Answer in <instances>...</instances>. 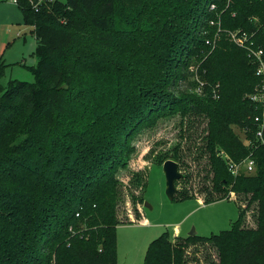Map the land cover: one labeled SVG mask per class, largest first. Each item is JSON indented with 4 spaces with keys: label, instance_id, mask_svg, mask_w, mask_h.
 Here are the masks:
<instances>
[{
    "label": "trees",
    "instance_id": "obj_1",
    "mask_svg": "<svg viewBox=\"0 0 264 264\" xmlns=\"http://www.w3.org/2000/svg\"><path fill=\"white\" fill-rule=\"evenodd\" d=\"M212 2L220 25L210 24ZM16 3L34 27L38 61L27 66L33 82L3 85L0 59V264H118L115 173L127 166L131 136L168 110L204 122V204L238 193L239 216L219 234L159 236L144 264H189L196 240L216 247L218 264H261L264 136L249 98L261 79L229 32L241 29L264 48V0ZM220 152L237 162L251 156L256 170L235 175ZM130 183L146 187L141 173ZM252 205L255 227L245 224Z\"/></svg>",
    "mask_w": 264,
    "mask_h": 264
},
{
    "label": "rangeland",
    "instance_id": "obj_2",
    "mask_svg": "<svg viewBox=\"0 0 264 264\" xmlns=\"http://www.w3.org/2000/svg\"><path fill=\"white\" fill-rule=\"evenodd\" d=\"M207 9L215 16L210 24L220 25L218 4L209 3ZM232 31L241 32V29ZM37 45L34 27L26 23L21 7L14 0H0V59L7 64L1 78L3 85L11 79L35 80L27 66L38 61L35 55ZM200 120L195 117L189 122L188 115L168 110L165 117L152 118L131 136L132 151L127 156V166H119L115 173L121 182L117 201L118 217L122 220L117 226L118 264H144L151 242L163 234L173 241H184L197 235L211 236L230 229L232 222L237 220L239 205L234 199L240 198L238 193L232 192L229 199L204 204L210 191L206 192L204 186L210 185L211 181L205 178L208 154L201 156V149H205L204 141H199L204 125ZM235 132L245 142V135L239 127L235 126ZM176 150L182 156L178 162L183 176L176 182L175 200H170L163 170L167 159L163 157L173 155ZM135 173L142 174L146 184L144 189L130 183ZM186 195L189 198L184 199ZM241 200L246 205V200ZM256 216L257 211L252 205L247 211L245 224L255 227ZM194 227L197 235H189ZM185 258L189 264H218L217 249L210 242L196 240L186 250Z\"/></svg>",
    "mask_w": 264,
    "mask_h": 264
},
{
    "label": "built area",
    "instance_id": "obj_3",
    "mask_svg": "<svg viewBox=\"0 0 264 264\" xmlns=\"http://www.w3.org/2000/svg\"><path fill=\"white\" fill-rule=\"evenodd\" d=\"M16 2V0H14ZM230 38L237 45L246 47L248 49V56L250 60L256 65V75L260 77L261 82L257 86V89L249 94L250 100L255 103L260 112L254 117L255 121L259 123V129L256 132L257 136L263 140L264 133V48L254 46L253 41L250 42V35L245 32L230 31ZM209 43V41H207ZM198 92H201V88L198 87ZM244 133V132H243ZM245 135V134H244ZM248 141V140H247ZM264 142V140H263ZM229 169L233 174L237 175L241 172L252 173L256 170L255 161L251 156H248L241 161H234L228 154L223 152Z\"/></svg>",
    "mask_w": 264,
    "mask_h": 264
},
{
    "label": "water",
    "instance_id": "obj_4",
    "mask_svg": "<svg viewBox=\"0 0 264 264\" xmlns=\"http://www.w3.org/2000/svg\"><path fill=\"white\" fill-rule=\"evenodd\" d=\"M163 170L166 175V194L170 200H174L177 193V180L181 179L183 174L179 170V163L173 159H167L163 164ZM147 206H151L146 202ZM189 235H197L195 227L190 231Z\"/></svg>",
    "mask_w": 264,
    "mask_h": 264
}]
</instances>
